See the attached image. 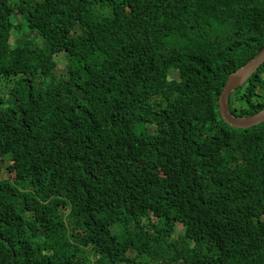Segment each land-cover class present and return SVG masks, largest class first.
<instances>
[{"label":"trees","instance_id":"16d2710c","mask_svg":"<svg viewBox=\"0 0 264 264\" xmlns=\"http://www.w3.org/2000/svg\"><path fill=\"white\" fill-rule=\"evenodd\" d=\"M263 48L264 0H0V264H264V121L218 106Z\"/></svg>","mask_w":264,"mask_h":264},{"label":"water","instance_id":"95a60500","mask_svg":"<svg viewBox=\"0 0 264 264\" xmlns=\"http://www.w3.org/2000/svg\"><path fill=\"white\" fill-rule=\"evenodd\" d=\"M264 63V48L253 58L230 73L219 96L218 106L222 118L236 128H250L264 121V107L248 116H237L230 110V97L233 92L246 84L251 76Z\"/></svg>","mask_w":264,"mask_h":264},{"label":"rangeland","instance_id":"374dc122","mask_svg":"<svg viewBox=\"0 0 264 264\" xmlns=\"http://www.w3.org/2000/svg\"><path fill=\"white\" fill-rule=\"evenodd\" d=\"M107 10H104V12H106ZM14 22L16 24H19L22 19H21V16L20 15H17L13 18ZM18 35L16 32L13 33V36H12V40L15 41L17 39ZM17 41V40H16ZM68 67V59L64 57V54H61V56L57 59V66L56 68L54 69L57 73L59 72H64L66 71ZM1 169H2V174L4 177H7V174H6V167H5V162L2 163V166H1ZM156 221L158 222L159 220L156 219ZM182 224H177L176 225V235H179L182 231Z\"/></svg>","mask_w":264,"mask_h":264},{"label":"clouds","instance_id":"9594fccd","mask_svg":"<svg viewBox=\"0 0 264 264\" xmlns=\"http://www.w3.org/2000/svg\"><path fill=\"white\" fill-rule=\"evenodd\" d=\"M246 116H248V115H246Z\"/></svg>","mask_w":264,"mask_h":264}]
</instances>
